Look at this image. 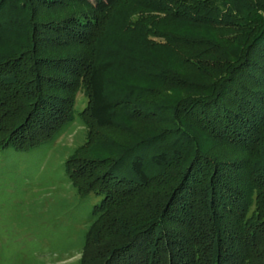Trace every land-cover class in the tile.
<instances>
[{"label":"trees","instance_id":"trees-1","mask_svg":"<svg viewBox=\"0 0 264 264\" xmlns=\"http://www.w3.org/2000/svg\"><path fill=\"white\" fill-rule=\"evenodd\" d=\"M31 1L0 0V149L39 147L57 139L73 118L80 120L68 95L43 88L45 83L61 87L65 74H80L88 95L85 112L98 126L111 125L115 110L130 103L129 92L106 89L111 59H60L61 76L43 72L42 63L49 65L56 58L46 54L45 45L40 47L41 31L50 28H37L36 6L48 11L68 0H33L36 6ZM72 1L104 13L119 0ZM148 5L193 26L243 28L236 32L234 28L231 38L220 44L205 36L168 35L179 63L186 68L191 64L204 79H188L169 67L151 73L160 85L184 84L186 95L168 99L157 90L159 98L140 99L144 118L167 120L169 125L135 136L130 143L111 142L117 154L100 158L99 165L109 159L103 172L99 165L83 170L72 150L63 163L67 183L81 196L97 191L100 199L91 206L89 224L80 231L82 242L59 244L85 250L93 239L91 226L102 217L106 190L131 186L135 191L149 190L155 184L148 170L153 166L169 169L162 176L166 187L141 201L148 215L117 224L121 240L112 248L109 264H264V0H155ZM76 15L80 14L72 15V23L59 18L54 24L71 39L80 27L87 28ZM224 32L228 31L222 32L223 37L229 35ZM182 44L196 48L191 51ZM198 45L203 46L198 50ZM203 136L217 145L242 149L244 156L230 158L210 151L199 139ZM60 199L64 209L70 201L65 196ZM167 223L178 224L176 233L167 230ZM6 243L18 248L20 242H0V264H45L30 256L20 260L18 249L11 259Z\"/></svg>","mask_w":264,"mask_h":264},{"label":"rangeland","instance_id":"rangeland-1","mask_svg":"<svg viewBox=\"0 0 264 264\" xmlns=\"http://www.w3.org/2000/svg\"><path fill=\"white\" fill-rule=\"evenodd\" d=\"M151 1L155 0H119L112 9L104 13L95 12L91 7L73 3L72 0L48 11L41 9V5L37 7L36 1H31L38 10L37 28H50L48 31H41L44 33H40V47L45 45L44 48H48L46 54L56 58L49 65L42 63L46 70L43 72L61 76L59 71L62 72L64 67L60 59H111L113 67L109 72L106 89L115 93L118 89L129 92L127 100L130 103L115 110L111 125L98 126L85 112L88 95L80 74L63 75L65 82L61 87L45 83L43 88L51 93L69 96L75 117L80 120L73 118L57 139L39 147L27 151L11 147L0 149V242H20L18 248H12L11 244L6 243L5 252L11 259L15 260L12 255L16 256L18 249L22 253L20 260L31 257L43 259L45 264H109L107 260L110 252L121 240L117 224L124 219L136 218L137 215H148L149 210L141 207V201L155 192L154 190L166 187L161 182L162 176L169 169L150 166L148 170L155 184L149 190L135 191L132 186L121 188L122 191L106 190L107 197H102V217L91 226L89 233L93 239L85 250L79 252L72 247L65 249L59 244L82 242L80 231L89 224L90 208L100 199L97 191L81 196L72 183H67L68 177L63 163L72 150H75L73 156L79 158L76 164L89 172L88 167H97L100 158L117 154L114 152L116 145L113 146L112 143H130L135 136L156 133L162 127L168 126L167 120L153 122L150 119L152 117L142 116L146 113L140 99L146 101L148 97L159 98L157 90L168 99H179L186 95L184 84L160 85L157 78L151 79V73L158 69L169 67L184 73L188 79H204L193 66L189 67L191 64L186 68L179 63V56L168 45V35L174 32L185 37L205 36L220 44L231 38V32L243 28L230 25L228 29L217 30L207 26L189 25L153 10L148 5ZM120 9L122 14L117 13ZM74 14H80L76 16L86 22L84 25L87 28L80 27L81 32L78 31L71 39L54 24L59 18H69L70 22H74ZM70 22L68 24L72 23ZM223 31H228L229 33H224L229 35L223 37ZM217 34L222 37L218 38ZM202 46L198 45L197 49ZM181 47L190 49L188 44H182ZM191 48L194 51L196 47ZM77 66L78 63L76 68ZM46 73L44 74L47 75ZM199 139L210 151H217L230 158L244 156L242 149L217 145L207 136ZM108 165L109 159L97 168L103 172ZM77 170L81 172L78 168ZM87 177L88 175L84 176L88 180ZM95 185V189L99 188L98 183ZM108 195L111 198L107 200ZM61 196L70 201L69 203L66 200L64 209L60 205ZM168 225L167 230L176 233L178 224ZM143 253L148 254L146 246Z\"/></svg>","mask_w":264,"mask_h":264}]
</instances>
